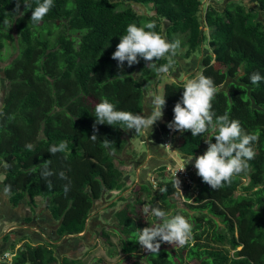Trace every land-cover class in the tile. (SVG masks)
I'll use <instances>...</instances> for the list:
<instances>
[{
    "label": "trees",
    "instance_id": "1",
    "mask_svg": "<svg viewBox=\"0 0 264 264\" xmlns=\"http://www.w3.org/2000/svg\"><path fill=\"white\" fill-rule=\"evenodd\" d=\"M255 1L256 8L247 7L240 0H229L220 9L210 5L200 15V0H54L41 23L31 22L20 30L19 54L4 66L3 78L0 76V174L4 176L3 189L10 186L6 192L11 205L15 207L26 199L33 206L36 197L43 198L52 218L59 221L56 235L62 238L84 230L94 202L104 193L129 189L125 173L114 163L121 162L117 155L127 143L125 131L98 124V138L93 141L92 115L96 103L103 99L117 110L142 113L144 89L152 85L153 71L148 66L129 67L126 63L120 70L111 54L127 25L154 22V31L164 36L162 23L166 20V37L173 33L186 35V57L202 53L206 41L208 50L202 56L200 74L211 77L219 88L212 101L213 112L217 116L227 113L247 133L257 134L258 140L253 145L256 155L249 161V171L234 177L230 185L213 191L197 174L194 176L197 195L194 203L187 205L199 212L187 216L193 225V244L177 250L166 249L161 243L157 256L147 253L142 261L264 264V81L252 85L248 78L253 72L264 76V0ZM130 2L153 5L155 15L146 17ZM121 4L122 8H118ZM14 8L15 0H0V51L6 41L13 39L5 21L18 17ZM20 10L24 11L23 3ZM24 14L30 16L31 10ZM60 26L80 35L61 32L51 42L48 37ZM204 27L212 28L207 39ZM167 62L165 57L156 61L157 65ZM241 70L248 75L240 78ZM228 78L232 81L221 88ZM184 83L164 84L166 105L158 122L164 135L170 133L167 124L173 119V107L180 100ZM105 138L115 142L111 148L103 146ZM203 139L192 137L190 131L179 132L177 149L195 156L207 146ZM61 141L67 142V149L50 154L49 146ZM28 143L35 146L34 151L26 149ZM5 162L8 168L3 167ZM45 163L54 173L48 180L40 174ZM156 171L160 177L157 190L146 181H138L129 190L131 196L118 198L124 205L114 216L119 233L128 235L122 239L125 252L132 251L136 243L138 226L133 215L138 216L144 202L152 207L176 209L170 199L178 192L173 177L166 166ZM61 172L65 179L59 177ZM161 188L167 190L161 192ZM172 213L176 214L177 209ZM103 236L108 240V233ZM17 243L11 242L9 248ZM11 264L82 261L67 255L59 258L55 245L41 240L24 241Z\"/></svg>",
    "mask_w": 264,
    "mask_h": 264
},
{
    "label": "clouds",
    "instance_id": "2",
    "mask_svg": "<svg viewBox=\"0 0 264 264\" xmlns=\"http://www.w3.org/2000/svg\"><path fill=\"white\" fill-rule=\"evenodd\" d=\"M21 3L24 5L23 12L20 10ZM53 6L54 0H15L14 12L19 14L18 17H22L24 12L31 10L30 20L33 24H38ZM5 23L7 24L8 21ZM154 29V22H146L143 26L127 25L125 34L120 36L119 43L111 54V58L117 62V67L120 70H123L125 63L131 67L139 63V59L142 58L145 65L153 71L156 79L169 72L172 58L176 57L181 41L176 39L169 42ZM165 56L169 57L168 62L157 65L156 61ZM245 75L248 74L243 70L239 72L240 78ZM248 78L252 85H259L261 81H264V76L259 72L251 73ZM182 89L180 100L173 107V119L168 122L167 127L180 133L190 131L192 137L203 136L207 148L201 155L188 157L184 161V166L175 171L174 187L180 190L181 182L177 177V172L184 171L185 166L191 162L196 170L192 178L194 179L197 174L202 182L209 185L213 191L219 190L225 185H230L234 177L249 171V161L254 159L256 155L253 145L257 142L258 135L247 133L240 122L230 119L227 113L217 116L213 112L212 101L219 92V88L211 77L201 73L193 78H188ZM144 104L145 110L141 114L117 110L115 105L107 99L96 103L92 115L95 118L94 131L90 139L95 141L98 138L95 134L98 124H107L124 131L132 130L134 133L148 138L153 125L163 117V109L166 105L165 93L147 95ZM213 137L215 142H212ZM114 143L107 138L103 140L105 148H111ZM25 147L29 151L35 150V146L31 143L26 144ZM66 149L67 142L61 141L59 144L50 145L48 152L55 155L58 152H64ZM48 163L43 165L40 173L41 178L45 180L54 175L49 169ZM3 167H9L7 162L3 164ZM59 177L61 179L66 178L63 172L59 173ZM9 190L10 186H5V191ZM68 190V186L65 185V193ZM166 190V188L160 189L161 192ZM143 212L145 215L150 213L156 220L153 226H147L137 231L134 241L138 242L145 252L157 256L160 252L161 243L185 247L192 242L193 225L184 215L169 214L150 205L146 206Z\"/></svg>",
    "mask_w": 264,
    "mask_h": 264
},
{
    "label": "rangeland",
    "instance_id": "3",
    "mask_svg": "<svg viewBox=\"0 0 264 264\" xmlns=\"http://www.w3.org/2000/svg\"><path fill=\"white\" fill-rule=\"evenodd\" d=\"M223 1L224 0H222V2ZM241 1L245 3L244 5H246L247 7H250V6L255 7V8L257 7V3L252 4L251 0H241ZM200 2L201 4H200L199 14L201 15V14H204L203 12H205L206 1L200 0ZM130 5L139 13L145 14L146 17L148 16L149 18H151V16L155 15V9L153 10V5L151 4H147L146 6H140L138 4H135L134 2H130ZM118 8H122V4L118 6ZM260 13L261 15L263 14L262 11ZM30 16L24 14L22 17H17L15 19L8 20L6 29L11 32L13 39L12 41H6L4 44V47L0 51V76L2 78H3L2 74H3L4 66L8 64L14 57H16L19 54L20 47H21L20 30L31 23ZM262 17L263 16H260V18ZM143 24H145V21L143 22ZM34 28L35 27H33L32 30H34ZM211 31H212L211 29H207L204 31L206 39L209 37ZM61 32H65V33L71 32L73 36L80 35V33H78L77 31H73V30L70 31L67 29V27L60 26V28L57 31H55L52 36H49L48 38H50L51 42H53L54 37L58 33H61ZM176 34L177 35H173L174 40L179 39L181 41V46L177 50V55L176 57L172 58L171 67L167 74H164L159 79H156L154 75L152 76V79H153L152 85L146 86L145 88L148 94H152V93L163 94V87L166 82L168 81L186 82V79L190 78V77L185 78L182 75L180 77L179 76L175 77L173 73L177 65L175 63V60L179 57L180 58L184 57V54L186 51V45H185L186 35L182 33H176ZM165 58L169 60L168 56H165ZM137 65L147 66L145 65V61H143L142 58L139 59V63H137ZM198 72H200V69L198 70ZM228 81L231 82L232 79L228 78ZM228 83L229 82H227L226 80L225 83H223V85L221 86V88H225ZM3 88H2V91H3ZM2 94L3 92L0 93V105H1V99H2L1 95ZM178 135H179V132L170 130V133L168 135H164L166 136L165 138L167 140V141H164L165 144H168L169 147L173 148L174 147L173 140L177 139ZM138 148L139 149L137 150H133V154L136 159L140 155V150L144 149V144H139ZM175 150L176 148L174 149V151ZM174 151H173V154H174ZM114 163L118 167H121L122 168L121 170H123L124 173L132 172L124 168H129V169L130 167L132 168L133 163L130 167L129 166L125 167V164L123 161L118 162L117 160H115ZM144 167H146L145 164H144ZM3 177L4 176L0 174V182L3 180ZM142 179L150 183L152 185L153 190H157V184L160 180V177L157 176V171H152L151 176H149L147 179L145 178H142ZM173 180H174V177H173ZM179 180L181 182L180 190L176 188L178 192L176 194H173L170 197V199L176 205L177 213L184 215L186 218L188 215H195V214L198 215L199 214L198 211L190 209L187 206V205H191L194 203L193 198L197 195V188L195 187V180L193 178L191 182H186L183 179H179ZM128 183H129V186L130 185L133 186L134 183H136V181H133L131 179L129 180L128 178L127 184ZM129 190L130 189L124 191L123 193H112L109 196L104 195V198L96 200L93 204L94 206H92L91 208L90 216L87 219L86 230L81 231V233H79L81 235H73V236L67 237V241H65L66 246L61 249L59 245L55 247V254L58 255L59 258H61L64 255L63 253L66 252L65 255L73 257V258H79L82 261V264H134L135 262L146 264L145 261H142V257L143 255L147 254V252L141 249L138 242L133 243L132 251L125 252L123 250L122 239L127 238L128 235L125 233H119L118 222L114 216L116 210L120 209L124 205V201H119L118 198L122 195H125L126 197L131 196V193L129 192ZM0 192L2 191L0 190ZM5 194L6 196L9 197V193L7 194L5 192ZM1 195L4 196V193L2 192ZM112 203H115V204L111 205ZM42 206H45V202ZM146 206H148L147 202H144V204H142L139 207L138 216L133 215V217L135 218V223L138 226L137 229H142L147 226H153V224L156 223L155 217L151 216L150 213L147 215L144 214L143 210ZM16 208H18V210L21 212L20 214L28 213V208L26 205L22 207L18 206ZM160 209L164 210L165 212L169 214H173L172 212L176 210V209H165L164 206H162ZM39 211H40L39 209L36 210V212H39ZM39 218L42 219L41 217ZM92 219H93L94 224L90 225V220ZM97 220H99V222H97ZM102 232L103 234L105 232L108 233L109 235L108 240L104 238ZM63 238H66V237H63ZM25 241L37 242V240L31 241L28 238H25ZM18 243L15 245V247L13 248L11 247L9 249L13 255L15 254V252L18 250V247L23 242L20 243L19 246L17 247ZM162 246H164V248L166 249L176 248L178 250L180 248L177 246H171L166 243H162ZM188 264H196V263L190 260Z\"/></svg>",
    "mask_w": 264,
    "mask_h": 264
},
{
    "label": "crops",
    "instance_id": "4",
    "mask_svg": "<svg viewBox=\"0 0 264 264\" xmlns=\"http://www.w3.org/2000/svg\"><path fill=\"white\" fill-rule=\"evenodd\" d=\"M224 1L228 2V0H224ZM221 2L222 0L221 1L209 0L208 5L205 3L206 4L205 10L210 5L220 9L221 5L223 4V2L222 3ZM251 2L252 4L256 3L255 0H251ZM140 6H144V5H140ZM260 16H263V14L261 15L260 13ZM168 25L169 22L164 20L162 23V33L164 36H165V30ZM207 29H212V28L204 27V31ZM173 35H177V34L173 33L169 37L165 36V38L169 42H171L174 40ZM205 43L203 45L202 53H198V54L196 53L191 57H186L184 54V57L181 58L179 57L175 60V63L177 64L175 70L173 71L175 77L177 76L180 77L182 75L183 77L187 78L200 74L202 68L201 65L202 56L208 50V47ZM199 69L200 72H198ZM147 95L150 94H148L146 89H144L142 113L145 110L144 100ZM125 136L127 139V143L125 147L122 149L121 153L117 155V157L124 162L125 167L127 166L130 167L133 163L132 168L131 167L130 169L124 168L128 171H132L130 173L129 172L125 173L126 180L129 178V180L131 179L136 182L144 181L142 178L147 179L149 176H151V172L156 171L157 168L161 166H173V167L180 165L184 166V161L188 157H190L189 155L182 154L178 151L177 147H178L179 135L177 136V139L173 140L174 141L173 148L169 147L168 144H165L164 141H167L165 138L166 136H164V134L161 132L158 122H156L153 125L152 132L150 133L148 138L143 135H138L134 133L132 130L125 131ZM139 144H144V149L140 150V155L136 159L134 157L133 150L139 149L138 148ZM175 148L177 151L176 150L174 151ZM206 148L207 146H205L196 155L203 154ZM144 164L146 165V167H144ZM191 164L192 163L190 162L188 165ZM118 168L122 169L121 167ZM131 187L132 185H130L129 189H131ZM0 190L4 193V196H2L1 195L2 192H0V258L2 257L5 251H10L9 247L11 245V242L19 241L17 245L18 247L20 243L25 241V238H28L31 241L48 240L52 242L55 245V247L59 245L60 249L66 246L65 241H67V238H63V237L59 238L56 235L57 221L52 218L50 210L46 206L47 204L46 200H44L41 197H36L34 205L32 206L28 204V200L23 199L22 201H20V203L17 206L14 207L11 205L9 201V197L6 196L5 194L6 191L3 188L1 189V187ZM6 193L8 194V192ZM112 193H119V191L114 190L111 192H106L104 193V195L109 196ZM44 202H45V206H42ZM25 205L28 208V213L20 214L21 212L16 207L18 206L22 207ZM37 209H39L40 211L36 212ZM39 217H41L42 219H40ZM97 222H99V220H97ZM93 224L94 222L92 219L90 220V225ZM6 237L7 239H5ZM63 254L65 255L66 252H64Z\"/></svg>",
    "mask_w": 264,
    "mask_h": 264
},
{
    "label": "built area",
    "instance_id": "5",
    "mask_svg": "<svg viewBox=\"0 0 264 264\" xmlns=\"http://www.w3.org/2000/svg\"><path fill=\"white\" fill-rule=\"evenodd\" d=\"M206 4H208L209 0H205ZM216 1H221V0H216ZM183 166H166V170L169 171L170 175L174 177V173L178 168H182ZM196 173V170L194 169L193 165H187L185 166L184 171H178L177 172V177L178 179H183L186 182H191L192 180V175ZM13 258V254L10 251H5L0 258V264H11Z\"/></svg>",
    "mask_w": 264,
    "mask_h": 264
},
{
    "label": "water",
    "instance_id": "6",
    "mask_svg": "<svg viewBox=\"0 0 264 264\" xmlns=\"http://www.w3.org/2000/svg\"><path fill=\"white\" fill-rule=\"evenodd\" d=\"M228 1H229V0H228ZM225 3H227V1H224V2H223V4H225ZM227 82H230V81H228V79H227ZM0 187H1V189L3 188L1 182H0ZM101 198H104V194H103V196H102ZM58 225H59V221H58V223H57V227H58ZM85 227H86V226H85ZM84 230H85V228H84ZM84 230H83V231H84ZM73 235H81V234H67V235H66V238H67V237H70V236H73ZM47 241H48V240H47Z\"/></svg>",
    "mask_w": 264,
    "mask_h": 264
},
{
    "label": "flooded vegetation",
    "instance_id": "7",
    "mask_svg": "<svg viewBox=\"0 0 264 264\" xmlns=\"http://www.w3.org/2000/svg\"><path fill=\"white\" fill-rule=\"evenodd\" d=\"M86 227H87V222H86V225H85ZM86 229V228H85ZM100 233V232H99ZM103 234V233H102Z\"/></svg>",
    "mask_w": 264,
    "mask_h": 264
},
{
    "label": "bare ground",
    "instance_id": "8",
    "mask_svg": "<svg viewBox=\"0 0 264 264\" xmlns=\"http://www.w3.org/2000/svg\"><path fill=\"white\" fill-rule=\"evenodd\" d=\"M86 228V227H85Z\"/></svg>",
    "mask_w": 264,
    "mask_h": 264
}]
</instances>
